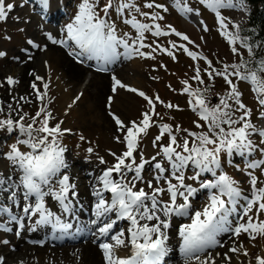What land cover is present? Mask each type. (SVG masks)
<instances>
[{"label":"snow or ice","instance_id":"1","mask_svg":"<svg viewBox=\"0 0 264 264\" xmlns=\"http://www.w3.org/2000/svg\"><path fill=\"white\" fill-rule=\"evenodd\" d=\"M200 2L216 13L221 34L232 46V53L240 57L238 61H217L222 64L221 68H217L212 59L190 50L184 44L175 41H169L171 47L146 44L145 33L148 32L156 37L174 34L184 41L194 43L172 25L167 26V31L162 29L158 21L164 17L155 10L168 9L156 0H144L142 6L138 0H106L103 3L101 0H80L75 15L62 29L64 37L53 40V43L68 47L69 54L77 59L87 56L88 59L100 61L102 66L98 70L102 72L108 70L106 65L121 56L128 59L134 56L155 59L153 53L159 50L176 59L174 50H182L196 62L192 66V81L205 85L204 74L209 81L221 78L226 85L223 94H216L218 102L213 104L207 95L211 92L210 88H193L189 80L181 81L184 85L181 93L188 95V106L198 117L193 124L199 131H193L179 124L174 126L153 119L160 116L156 111L157 103L168 109L182 110L179 105L171 102L165 104L158 94L150 97L143 90L122 82L116 75L111 76L113 94L118 89H125L142 97L148 107L140 118L127 121L111 111L114 96L107 97L106 106L120 133L114 139L124 149L119 154L110 151L115 162L106 167L92 184V212L95 218L89 223L95 226L92 235L101 241L98 247L102 251L104 264H159L168 253V230L174 216L187 217L190 221L181 224L178 231L185 264L189 261H195V264H218L217 258H222L225 264H231L229 253L242 252L245 257L249 255L242 243L236 246L233 241L227 251L214 256L208 250L217 246L224 247V243L218 239L222 233H230L237 238L247 234L252 240L264 237V220L260 219L261 213H264V179H261L264 177V126L253 122V109L243 102V93L239 89V82L251 85L259 105L258 119L264 121V56L256 58L253 45L248 43L247 38L242 39L238 32L229 31L220 14L219 10L223 7L246 9L245 0ZM41 4L47 8L49 0H41ZM13 8L12 3L6 4L5 0H0V21H5ZM142 8L152 11H143ZM182 10L185 13L194 11L187 4L182 6ZM117 20L134 29L135 35L121 31ZM234 27L239 29L238 24ZM204 30L208 31L207 26ZM237 41L247 50L250 59L243 58L240 49L236 47ZM28 43L32 44L33 41L29 40ZM144 48H150L151 51H142ZM3 56L5 53L0 51V57ZM201 60L204 61L203 67L198 62ZM80 62L83 60L80 59ZM6 80L9 85L18 83L12 76ZM42 80L43 77L35 75L31 84L41 106L29 118L30 122L25 123L27 113L19 115L15 120L11 114L0 119V129L10 132L19 130L24 135V139H18L3 153L12 171L8 174L0 172V194L6 193L7 199L16 206H20V199L23 198V215L19 218L15 214L10 215V220L18 221L21 229L24 228L25 218L32 220L38 217L29 225V230L35 231L39 226L51 225L54 231L66 234L73 225L62 220L61 215L47 206L46 198L56 201L62 213H71L74 201L78 202L77 185L71 182L66 171L62 172L68 168L65 157L67 149L62 140L72 130L62 127L64 121L57 120L48 103H45L49 84L45 82L44 91H40L35 83ZM82 95H77L73 103L80 100ZM19 99L30 102L26 97ZM8 107L11 108V105ZM3 111L0 106V112ZM154 126L159 131L152 141L153 146L156 147L165 137L167 143H159L160 150L150 159H145L140 151L137 161L136 154L141 141ZM253 136L260 137L259 143L252 139ZM80 139L83 140L84 136L81 135ZM20 144L27 145L28 150H22L18 146ZM87 151L91 153L93 149L89 147ZM257 152L260 157L252 158ZM224 156H239L246 161L244 168L239 165L236 168L246 175L250 186L248 192L241 187L240 180L225 170ZM99 160L101 164L107 163L104 157H99ZM228 163H232V160L229 159ZM146 165H150L153 170L152 179L147 181L143 176ZM187 171H191L192 175H186ZM205 173H210L212 178H205ZM13 176L18 178L13 179ZM138 183H146L150 191L137 187ZM201 190L207 191V200L200 208L194 209L192 201ZM165 194L168 197L166 200L163 199ZM0 213H11V208L0 203ZM120 221L127 222V227L119 228ZM3 227L0 224V228ZM20 234L16 233L17 236ZM0 243L8 244L9 241L3 240ZM120 249H126L127 253L120 255ZM254 260L255 264H264V256L256 255ZM0 264H5L3 256H0ZM249 264L252 262L249 261Z\"/></svg>","mask_w":264,"mask_h":264},{"label":"rangeland","instance_id":"2","mask_svg":"<svg viewBox=\"0 0 264 264\" xmlns=\"http://www.w3.org/2000/svg\"><path fill=\"white\" fill-rule=\"evenodd\" d=\"M170 1L173 2L177 0H156L157 3L163 4L168 9L167 11H163L162 9L155 10L164 17L163 20L158 22L161 24L164 31L168 30V25H172L177 29V31L186 34L190 38V41H193L194 43L184 41L174 34L156 37L151 32H148L145 33L146 44H151L153 45V47H155V44H160L163 47H171L169 41H175L177 44H184L190 50L200 52L204 56H207L209 59H212L215 66H217V61L219 60H223V62H229V60L232 59V46L229 44L225 36L221 34L220 25L217 20L216 13L213 10L208 8L205 4L201 3L200 0H179L181 3L187 4L188 6L192 7V9L194 10L193 18L197 16L196 12L198 13L199 11L197 9L198 6L201 8L202 12L200 18H203V21L205 19L207 24H200L199 22H197L199 24H196V21L191 22L189 19L187 21L185 17L178 14L175 8H173ZM79 2L80 0H62V2L57 1V3H59L58 5L57 3H49L48 8L51 10V12L54 11L55 14L59 13L62 10L67 12L63 20L61 21L62 24L58 25V21L55 22V24H45L41 19L40 14H38V11L33 10L35 9V2L33 0H27V2H25V0H5L6 4L12 3L14 5V8L10 11L8 18L5 21H0V51L5 53V56L0 57V106H2L4 109L3 112H0V119H5L9 114H11V117L15 120L18 119L19 115L27 113L28 115L25 118V123H27L30 122L29 118L35 115V112L41 106V102L36 98L35 90L32 89L31 84L34 82L35 75H39L41 77H43V75H40L36 72H33L31 74L29 73L26 79L21 78V80L18 81V83H16V85L12 88L6 87V78L8 76H12L16 80L17 75H19V72H21L20 70L22 69H20V67H26L25 69H27L28 71L32 66L31 64H35V62L38 61V55L49 51V48L46 45L49 46L51 40H58L57 38L62 35L58 33L56 34L55 31L61 32L60 29L63 28L64 24L66 25L71 21L77 11V5L79 4ZM103 2H106V0H101V3ZM138 3H140L142 6L144 0H138ZM61 6L63 7L62 9ZM142 10L152 11L144 8H142ZM219 11L221 16L224 17L225 23L227 24L228 30L230 31L231 28L232 30H235L234 25L239 24L246 19L248 8L247 5L246 9L237 7H223ZM17 17H19V19H17ZM190 17H192V15H190ZM113 18L115 19V15L113 16ZM140 19L143 20L144 18L140 17ZM117 24L121 31L130 32L132 35H135V30L131 29L130 26L123 24L119 20H117ZM205 26H207L208 31L204 30ZM47 33L52 34L47 35ZM54 37L56 38L53 39ZM29 40H32L33 43L29 44ZM56 44L59 45L58 43ZM236 44H238V42ZM196 45H199V47H196ZM60 48L65 51V53L68 52L64 49L63 46H60ZM142 51L149 52L151 51V49L144 48L142 49ZM174 51L176 54V59H173L166 53L157 50L153 53L155 59L147 57H139V59H137L138 56H134L131 59L124 57L126 59V61L124 62H139L141 64L140 68L142 69V71L139 74L140 81L136 83L138 89L143 90L150 97H154L158 94L160 98L165 102V104L171 102L173 104L179 105L180 109H182H168L164 105L157 103L156 111L160 114V116L153 117V119L158 120L161 123H170L174 126L176 124H179L182 128L199 131V129H196L195 125L193 124V121L198 119V117L188 106L189 97L187 94L181 93V89L184 87L181 81L185 79L189 80L193 88L194 86L196 88V81H192L190 79L194 75L192 66L196 62L188 57L182 50ZM29 56H31V59H29ZM72 59L76 65H86L89 68V70L85 72L86 74H84V78L82 79V88H84L89 82V78L92 77V73L95 72L94 70H98V68L90 60L86 61V64H82L85 62V59L82 57L80 58L83 60L82 63L80 62V59H77L76 57H72ZM198 62L202 67L205 66L204 61L201 60ZM161 65H163V67ZM14 71L16 75L14 74ZM202 75L203 78L207 80V76L204 74ZM30 78L32 79L30 80ZM215 80L216 81L212 83V87L210 88V93L214 97V101L217 100L216 94H223L226 89V85L221 78H217ZM45 82L46 80L44 79V77L42 81H35L40 91H44L43 84ZM111 83L112 80L110 77L109 80L107 79V92L109 93V95L115 96V94L111 92ZM23 89H25V91H23ZM239 89L243 93V102L253 109V122L258 126H264L263 121L258 119L259 105L256 103L255 94L251 90V85L248 82H239ZM47 91L48 95L45 97V103H48V107L57 120L64 121L62 127L72 130L71 133H66L62 140L63 145H65L67 149L65 153V157L67 159L66 163L68 165H72L71 170L68 171V173L70 174V176L71 171L78 174L76 177L72 175L73 182L76 181L77 184L79 183L81 185L88 184L92 187V184L95 181V176H86V173H89V164L100 166L104 170L106 167L111 166L112 163L115 162L114 158L110 155V151L119 154L124 149V146L114 139V137L119 135L120 133L117 132V126L115 125L112 116L109 114V109L105 105V98L108 93H104V96L102 98V107L106 106V108H104L105 110L102 111V114L98 113L99 111L94 112L95 114L97 113L100 121L97 122L99 123V125H96L94 123L91 124L87 121L85 122L78 119L73 121L71 118H69L71 109L69 105L71 104L65 106L59 104V93H57L53 87L49 86ZM20 97H26L27 101L30 102L20 100ZM131 97V103L127 108H114L117 112H120L116 114L120 115L122 119H125L127 121L140 118L141 113L148 107L147 102L144 101L143 98L138 94L132 93ZM80 102L81 103L79 104V107L82 109L86 108V102ZM8 105H11V108H9ZM158 131V128L154 126L149 130V133L143 137L140 149L136 154L137 161H139L140 151L143 152L145 159H150L160 150L159 143H167V137H165L163 141L158 142L156 147L153 146L152 141L158 134ZM81 135L84 136L83 140L80 139ZM182 135L183 133H181V136ZM18 139H24V135L20 133L19 130L10 132L7 129H0V172H3L5 174L11 173L12 166L10 165V162L3 156V153L9 150L10 145L17 143ZM178 139H180V136H178ZM252 139L257 143H259L260 141L259 136H253ZM18 146L24 151L28 150V148L26 147L27 145L20 144ZM89 147L93 149V152L89 153L87 151ZM99 157H104L107 163L101 164ZM259 157L260 154L259 152H257L253 154L252 158ZM229 158L232 157H223V166L225 170L228 171V173L234 176L237 180H240L241 187L246 192H248L250 186L246 175L243 172L237 170L236 163L238 161L234 162L233 165L232 163H228ZM157 159H160V157H157ZM79 161L82 162V165H85L84 167L87 168L86 171H82L84 167L82 165H79ZM245 163L246 161L240 157L237 164L240 168H244ZM65 171L66 169L62 170V172ZM149 172H151V174L153 175L151 166L146 165L145 171L143 173L145 181H147L148 178H151ZM257 174L259 175L258 170ZM129 175L131 176V174ZM188 175H192V172L190 171ZM204 177L212 178L210 173H206ZM17 178V176H13V179ZM261 179H264V177H261ZM188 182L191 183V181ZM161 183H163V181ZM137 187H144L147 191H150V189H147L146 183H138ZM79 188L77 190H79ZM0 196V203H3L5 206L11 208V213H0V224L4 225L3 228H0V241H9L8 244L0 243V256L4 257L5 264H83L82 261H80V254L78 252L72 254L69 253V258L67 257L65 252L59 254H55L56 252H53L50 253L51 255L45 256L43 259H39L37 257L38 260H36L35 257L34 259L30 258V255L34 256V252L33 250L28 249L29 247H27V245L29 244V241L26 239V236L29 235L31 231L29 230V225L38 217H33L32 220L25 218L23 221L24 228L21 229L19 227L18 221L10 220V215L15 214L18 218L23 215V213L21 212V207L24 204V200L21 198L20 206H16L7 199L6 193L0 194ZM1 198H5V201ZM167 198V194H165L163 199L166 200ZM46 200H48L47 206L51 207L53 211L59 214L61 211V209L59 208V204L49 198H46ZM206 200L207 191L203 192L201 194V197H199L198 199L193 200L194 209L200 208L206 202ZM179 202H182V200H180ZM77 205L82 206L81 203H77ZM91 210L92 206L90 208V213ZM254 211L252 214H254ZM84 212L87 213L86 211ZM93 218L94 216H91L89 218V221ZM260 219L264 220V213H261ZM174 220H176V217H173L172 222ZM188 222L190 221L187 217H181L174 221L171 225L172 227L169 229L168 234L171 237H175L173 244L174 247L176 246V243L179 246L181 244V238L179 239V242H177L178 237H176V233H178L179 231V226ZM126 223L127 222L124 221V224ZM47 226L51 227V225ZM40 227H45V225L39 226V228ZM124 228H126V225H124ZM17 232H20L21 234L17 236ZM52 234L53 232L51 231V236ZM221 237L225 238L226 241L234 239L244 244V246L245 244H249V242H255L256 251H253L254 255H257L261 250L264 249V237H257V239L252 240L248 237L247 234H241L237 238L232 236L230 233L221 234L219 238ZM21 241L23 242V244ZM24 241L27 242L25 243ZM56 243L60 244L59 247L65 248L66 245H76L79 242L73 243L69 241H58ZM99 243L100 242L96 241L92 244L98 246ZM169 243L170 245H172V242L169 241ZM231 243L232 241L229 245H231ZM99 250L101 251L100 248ZM209 250L212 251V249ZM170 258L171 257L168 256L166 260L169 264H172L170 262ZM174 262L175 260H173V263ZM188 264H195V261H189ZM220 264H225V262L222 261Z\"/></svg>","mask_w":264,"mask_h":264},{"label":"bare ground","instance_id":"3","mask_svg":"<svg viewBox=\"0 0 264 264\" xmlns=\"http://www.w3.org/2000/svg\"><path fill=\"white\" fill-rule=\"evenodd\" d=\"M57 1L62 2V0H55V1L49 0V3L50 2L57 3ZM58 4L59 3H57V5ZM55 33L62 34V36L64 37L63 31L62 33L60 31H55ZM69 43L71 44L72 42L70 41ZM46 46L49 48V51H46L45 53L38 55L37 56L38 61L35 62V64L32 63L31 64L32 66L28 71L27 69H25L26 67L24 68L20 67V69L21 68L22 69L20 70L21 72H19V75H17L16 81H20L21 78L26 79L27 75L33 72L43 75L44 79L46 80V83H48L49 86L53 87L54 90L57 93H59V98H58L59 104L64 105V106L68 104L72 105L70 109L69 118H71L73 121L78 119V120H83L85 122L87 121L88 123H91V124L94 123L96 125H99V123H97V122H100L98 115L97 113L95 114L94 112L99 111L98 113L102 114V111L105 110L104 108H106V106L102 107L103 106L102 98L104 96V93H108L107 92V79L109 80V78L113 74L116 75L117 78H119L122 82H125L133 87H137L136 83L140 81L139 74L142 71V69L140 68L141 64L139 62L125 63L124 61H126V59L123 56H121L117 61L105 66L106 68L109 69L107 72L106 71L105 72L95 71L94 73H92V77L89 78L90 79L89 82L84 88H82V85H83L82 79L84 78V74H86L85 72H87L89 68L86 67L85 65H81V66L76 65L71 55L69 54L70 51L65 53V51H63L59 45H57L56 43H53L52 40L49 43V46L48 45ZM85 57L86 59H88L87 56ZM93 61L97 63L98 66H102L100 61L96 59H94ZM14 74H15V71H14ZM31 79L32 78H30V80ZM15 85L16 83L13 85H9L8 83H6L7 88H12ZM109 85H110V81H109ZM23 91H25V89H23ZM81 93L83 95L81 96L80 100L73 103L74 98L77 95H80ZM131 95L132 93L125 89H118L117 93H115V96L113 95L114 99H113L111 111L116 114L120 112H117L114 108H117V107L122 108V109L127 108L131 103V98H132ZM108 96H109V93L107 94L105 98V105H107ZM80 101L86 102V108L82 109L79 107V104L81 103ZM79 165H82V162L79 161ZM82 166L84 167L85 165H82ZM71 167L72 165L69 164L67 168L68 171L71 170ZM89 167L90 168H88L89 170L88 172H91L93 176L98 177L99 175H101L103 171L102 167L100 166H94V165L89 164ZM86 169L87 168L84 167L82 171L84 172L86 171ZM72 175L76 177L78 174L71 171V176ZM78 194H79L78 202H76V204L81 203L82 206L85 205L86 206L85 211L87 212L85 214H90V208L94 203V198L92 196V188L88 184L81 185L78 190ZM84 227L85 229L89 228L87 224H84ZM82 234H85V231ZM26 239L30 241V243L28 242L29 244L27 245V247H29L28 249L33 250L34 252V256L30 255V258L34 259L35 257L36 260H38L37 257L39 259H43L45 256L51 255L50 253H53V252L54 253L56 252L55 254L65 252L68 258H69V253L72 254V253L78 252L80 254L79 256L80 261H82L83 264H104L103 255L101 251L98 249V246L93 245L92 244L93 242L91 241H85L78 245H67L65 248H59V247L51 245L49 241L50 230L48 229L47 225H45V227H40L35 231H30V234L26 236ZM174 239L175 237L173 238L169 236V240L167 241V248L170 252H173L172 256H176V254L173 248L170 247L169 241L172 242V246H174L173 245ZM219 239L221 240L222 243H224V247L212 248L211 252L214 256L216 253L223 254L225 251H227L228 248L232 246L233 241H235L236 246H239L241 244L239 241H236L234 239H230L227 241L223 237ZM41 241H43V243H40ZM231 241L232 243L231 245H229ZM72 246H79V247H72ZM244 248L247 249L249 253L247 257H245L242 252L235 253V254L229 253V255L232 257V260H231L232 264H249V261H251L252 264H255L254 257L256 255L253 254V251L256 249L255 242L253 243L249 242V244H245ZM263 250H261L257 255L263 256ZM126 253H127L126 249L119 250L120 255H125ZM180 254H183V253H180ZM174 260H175L174 262L175 264L185 263V260L181 257H177ZM222 261H223L222 258H218V264H220Z\"/></svg>","mask_w":264,"mask_h":264},{"label":"trees","instance_id":"4","mask_svg":"<svg viewBox=\"0 0 264 264\" xmlns=\"http://www.w3.org/2000/svg\"><path fill=\"white\" fill-rule=\"evenodd\" d=\"M245 3L248 8V13L246 19L239 23V29L232 30L231 32L236 33L243 39L247 38L248 43L253 45V51L256 55V58L264 56V0H245ZM236 47L240 49V52L243 55L244 59H250L249 53L243 47L240 41H237ZM257 45H262L261 47H257ZM233 54V53H232ZM219 59V58H218ZM240 59V57L236 55H232V59L229 62L224 63H233ZM220 61V60H219ZM223 61V60H221ZM217 68H221V64L217 62ZM217 79V78H216ZM205 80V79H204ZM216 81V80H215ZM212 81H209L208 78L205 80V85H200L196 82V87L203 88L207 86L208 88L212 87ZM195 88V86H194ZM211 102L213 104L217 103L218 100L214 101V97L211 93H208Z\"/></svg>","mask_w":264,"mask_h":264}]
</instances>
